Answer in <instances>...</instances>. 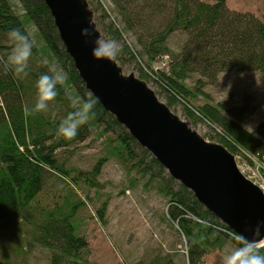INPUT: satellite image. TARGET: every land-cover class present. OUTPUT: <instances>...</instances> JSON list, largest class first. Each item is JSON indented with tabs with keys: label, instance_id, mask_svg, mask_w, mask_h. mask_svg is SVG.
Here are the masks:
<instances>
[{
	"label": "trees",
	"instance_id": "16d2710c",
	"mask_svg": "<svg viewBox=\"0 0 264 264\" xmlns=\"http://www.w3.org/2000/svg\"><path fill=\"white\" fill-rule=\"evenodd\" d=\"M12 1L0 0V264H11L7 253H11V242L2 239L18 221L33 225L31 243L51 253V264H91L89 243L82 231L88 218L78 216L88 201L86 195H80L98 187L95 178L107 157L116 159L128 175L134 174L130 184L156 182V191L166 205L163 221L185 243V264H205L202 258L223 245L235 249L239 240L192 193L166 176L98 102L74 139L58 135L68 114L92 97L86 95L64 52L43 0ZM87 1L102 39H114L121 47L114 60L152 83L169 109L179 105L190 124L202 123L209 131L207 141L222 145L235 159L256 168L264 181V121L248 131L241 124L249 115L246 108L197 103L205 96L203 89L215 86L223 74H264V15L259 19L231 11L227 0H109L111 13L101 3ZM28 26L33 27L34 36ZM12 28H19L33 42L27 76L16 75L7 63L14 43L8 37ZM164 58L166 70L153 69ZM52 65L65 75L64 82L57 85L56 99L48 111L26 115L25 109L34 108L37 100L38 78L55 74ZM99 125L102 132L109 133L107 144H113L106 145L107 155L90 172L68 168L59 155L75 150L89 136V127ZM54 181L61 186L55 198L50 191L45 193ZM41 195L45 200L54 199V206L43 208L42 200L39 205ZM106 208L104 202L94 210L100 221L105 220ZM14 250L16 255L20 253V243ZM134 264L176 263L173 256L156 251Z\"/></svg>",
	"mask_w": 264,
	"mask_h": 264
},
{
	"label": "rangeland",
	"instance_id": "374dc122",
	"mask_svg": "<svg viewBox=\"0 0 264 264\" xmlns=\"http://www.w3.org/2000/svg\"><path fill=\"white\" fill-rule=\"evenodd\" d=\"M92 1L93 4L95 1L101 3L110 13L113 10L109 0ZM200 1L212 3L214 0ZM226 5L231 11L250 13L259 19L264 15V0H227ZM28 28L34 36L33 27L28 26ZM166 63L165 58L159 60L153 65V69L165 71ZM52 69L54 72L57 71L54 65ZM127 69L129 68H122L125 74L135 75L133 70ZM147 85L162 102L163 98L153 84L148 82ZM203 91L205 96L197 101L199 104L221 103L224 108H246L249 115L252 113L241 121L242 126L248 131H253L258 123L264 121V74L257 72L223 74L215 86L206 87ZM85 93L89 95L87 91ZM170 110L181 120L185 119L179 105ZM192 128L208 140L209 131L202 123L192 125ZM102 130V125L89 127V136L83 143L78 144L75 150L71 149L72 151L68 154L60 152L61 161L65 162L68 168L90 172L97 161L107 155V147L113 145L107 144L109 133H104ZM236 163L239 170L255 184L263 181L256 168L249 167L241 159H236ZM164 173L169 176L166 172ZM133 177H135L134 174L128 175L116 159L107 157L103 161L99 175L95 178L98 187L85 189L84 194L80 195L82 197L86 195L88 201L86 207L78 210V216L88 218L84 220L82 228L83 236L90 248L88 261L91 264H134L158 251L173 256L176 264H185V243L163 221L166 205L156 191V182L148 186L144 181L132 185L130 181ZM54 182L51 188L45 189V193L50 191V197L53 198L59 197L56 191L61 189L58 182ZM43 195L46 194L43 193ZM50 197L45 200L41 195L38 198L39 205L42 200L43 208H52L56 201L54 199L51 201ZM104 202L107 203L105 220L100 221L95 217L94 210L101 207ZM89 214L94 215L93 218ZM33 230L35 228L31 223L22 224L18 221L13 224V228L10 227L5 231L2 241L10 240L11 242V253L7 252L11 258V264H51V253L31 243ZM28 241L30 245L26 243ZM18 243L21 245V250L16 255L14 248ZM223 246L203 257L202 261L205 264H224L225 257L234 248L229 245L225 248Z\"/></svg>",
	"mask_w": 264,
	"mask_h": 264
},
{
	"label": "water",
	"instance_id": "95a60500",
	"mask_svg": "<svg viewBox=\"0 0 264 264\" xmlns=\"http://www.w3.org/2000/svg\"><path fill=\"white\" fill-rule=\"evenodd\" d=\"M64 52L84 89L174 181L239 240L264 222V194L237 167L234 155L205 140L133 73L92 50L102 34L87 0H43ZM84 29L91 33L85 38ZM264 236V230L261 233Z\"/></svg>",
	"mask_w": 264,
	"mask_h": 264
},
{
	"label": "clouds",
	"instance_id": "9594fccd",
	"mask_svg": "<svg viewBox=\"0 0 264 264\" xmlns=\"http://www.w3.org/2000/svg\"><path fill=\"white\" fill-rule=\"evenodd\" d=\"M81 35L85 38L90 37L91 33L88 29H84ZM8 37L14 42L11 52L8 55L7 63L12 66L16 75L23 74L27 76L25 71L28 67L30 58L32 57L33 42L29 35L22 32L19 28H12L8 32ZM121 47L114 39L95 40V46L92 50V56L97 60H114L120 53ZM65 75L62 72H55L54 75L47 73L42 74L36 83L37 100L34 108L25 109V114L41 113L48 111V106L53 102L57 95V85L62 84ZM98 98L93 97L85 100L81 108L71 112L61 122L57 129L58 135L63 136L67 140L74 139L79 128L84 125L89 114L92 113ZM264 230V222L257 223L250 229L252 239L239 234L238 246L225 257L224 264H264V236L261 235Z\"/></svg>",
	"mask_w": 264,
	"mask_h": 264
},
{
	"label": "built area",
	"instance_id": "2783aa9c",
	"mask_svg": "<svg viewBox=\"0 0 264 264\" xmlns=\"http://www.w3.org/2000/svg\"><path fill=\"white\" fill-rule=\"evenodd\" d=\"M258 186H259V188L261 189V191H262L263 194H264V181L258 183Z\"/></svg>",
	"mask_w": 264,
	"mask_h": 264
},
{
	"label": "bare ground",
	"instance_id": "6f19581e",
	"mask_svg": "<svg viewBox=\"0 0 264 264\" xmlns=\"http://www.w3.org/2000/svg\"><path fill=\"white\" fill-rule=\"evenodd\" d=\"M227 229V228H226ZM229 231V230H228ZM230 232V231H229ZM231 233V232H230ZM232 234V233H231Z\"/></svg>",
	"mask_w": 264,
	"mask_h": 264
}]
</instances>
